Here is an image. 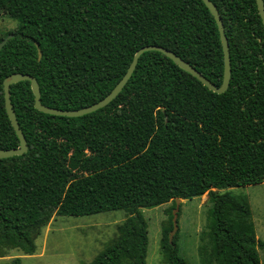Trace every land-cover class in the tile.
I'll return each instance as SVG.
<instances>
[{
    "label": "trees",
    "instance_id": "16d2710c",
    "mask_svg": "<svg viewBox=\"0 0 264 264\" xmlns=\"http://www.w3.org/2000/svg\"><path fill=\"white\" fill-rule=\"evenodd\" d=\"M209 1L229 46L221 94L156 51L138 58L109 104L80 117L37 111L28 81L9 86L27 151L0 158V257L33 255L53 217L121 210L115 235L88 264H146L140 209L170 203L161 262L187 264L178 229L168 241L175 199L207 194L202 263L260 264L264 243L248 198L230 189L264 183V28L255 0ZM0 15L18 23L0 37L13 35L0 49V150L19 146L2 87L13 73L34 77L41 104L60 110L105 97L143 46L175 53L215 86L222 81L218 28L202 0H0Z\"/></svg>",
    "mask_w": 264,
    "mask_h": 264
},
{
    "label": "rangeland",
    "instance_id": "374dc122",
    "mask_svg": "<svg viewBox=\"0 0 264 264\" xmlns=\"http://www.w3.org/2000/svg\"><path fill=\"white\" fill-rule=\"evenodd\" d=\"M17 25L14 19L0 15V37L14 31ZM230 191L247 196L256 239L264 243V183L235 187ZM169 206L170 203H167L140 209L148 232L146 264H163L160 250L161 223L167 218L166 209ZM208 207L207 194L181 200L177 218V247L179 256L187 264H203V252L208 249L205 238ZM124 218L125 214L121 210L85 216L53 217L36 238V251L33 255H24L13 249L0 257V264L14 257L20 259V264H88L103 244L115 235L116 225ZM257 252L260 264H264V248L257 246Z\"/></svg>",
    "mask_w": 264,
    "mask_h": 264
},
{
    "label": "water",
    "instance_id": "95a60500",
    "mask_svg": "<svg viewBox=\"0 0 264 264\" xmlns=\"http://www.w3.org/2000/svg\"><path fill=\"white\" fill-rule=\"evenodd\" d=\"M206 8L209 10L211 15L213 16L219 33V39L221 43L222 48V54H223V75H222V81L219 86H215L212 84L209 80H207L201 73H199L195 68H193L190 64L182 60L180 57H178L175 53L155 45H149V46H143L140 49H138L135 54L133 55V58L126 70V72L123 74V76L120 78V80L116 83V85L111 89V91L103 97L98 102L82 107L77 110H60L56 108L47 107L40 102V91L39 86L34 77H32L29 74H21V73H13L9 76H7L3 82V94H4V108L6 115L10 121V124L15 132V135L18 138L19 146L14 149H7V150H0V158H9L13 156H20L24 154L27 151V145L25 137L22 133V131L19 128L14 110L12 108L10 99H9V86L12 84H15L20 81H28L30 83V89L32 91V94L34 96L33 101V107L44 114L52 115V116H61V117H80L85 114L94 112L100 108L105 107L107 104H109L122 90V88L125 86L129 78L131 77L133 70L136 66V63L138 61V58L147 51H156L162 53L165 57L170 59L174 64H176L180 69L187 72L194 78H196L203 86H205L208 90L221 94L225 92L228 89L230 75H231V64H230V57H229V46L227 42V38L225 36L224 27L222 20L220 18V15L216 9V7L209 1V0H202ZM257 11L259 14V17L261 19V24L264 28V4L262 0H255ZM13 37L12 34L7 35L1 42H0V49L4 46V44ZM41 57V53L38 51V58ZM181 204V199H175V207L172 210V229L170 230L168 234V241L169 243L172 242L173 236L177 232L178 225H177V217L179 212V207Z\"/></svg>",
    "mask_w": 264,
    "mask_h": 264
},
{
    "label": "crops",
    "instance_id": "0c3cea01",
    "mask_svg": "<svg viewBox=\"0 0 264 264\" xmlns=\"http://www.w3.org/2000/svg\"><path fill=\"white\" fill-rule=\"evenodd\" d=\"M250 209H251V207H250ZM251 215H252V213H251ZM253 220V219H252ZM254 223V222H253ZM254 230H255V226H254Z\"/></svg>",
    "mask_w": 264,
    "mask_h": 264
}]
</instances>
